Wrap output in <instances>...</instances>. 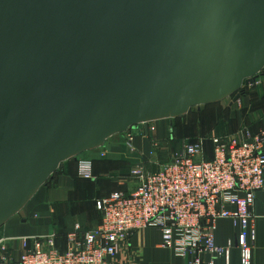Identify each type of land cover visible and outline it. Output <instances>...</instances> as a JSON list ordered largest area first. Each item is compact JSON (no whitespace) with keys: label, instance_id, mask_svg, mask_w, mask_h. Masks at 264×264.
<instances>
[{"label":"water","instance_id":"obj_1","mask_svg":"<svg viewBox=\"0 0 264 264\" xmlns=\"http://www.w3.org/2000/svg\"><path fill=\"white\" fill-rule=\"evenodd\" d=\"M263 72L264 0H0V227L63 162Z\"/></svg>","mask_w":264,"mask_h":264},{"label":"built area","instance_id":"obj_2","mask_svg":"<svg viewBox=\"0 0 264 264\" xmlns=\"http://www.w3.org/2000/svg\"><path fill=\"white\" fill-rule=\"evenodd\" d=\"M149 130H154L150 123ZM126 132L131 147L132 129ZM244 134L243 138L213 137L209 157L203 142L197 141L183 144L154 171L134 166L130 175L137 184L132 192L114 191L95 200L100 222L94 229L83 230L74 224L65 235L64 250H59L54 233L2 238L0 264H112L121 245L147 227L161 232L162 247L177 257L190 258L186 264H204L203 254L210 256L205 264H214L217 257L228 260L233 243L216 244L214 233L220 218L239 225L236 243L241 264H252L248 239L255 238L251 206L256 192L264 190V123L259 132ZM157 147L154 142L153 149ZM78 175L94 178L90 160L79 161ZM11 240L20 244L15 260L8 247Z\"/></svg>","mask_w":264,"mask_h":264},{"label":"crops","instance_id":"obj_3","mask_svg":"<svg viewBox=\"0 0 264 264\" xmlns=\"http://www.w3.org/2000/svg\"><path fill=\"white\" fill-rule=\"evenodd\" d=\"M258 79V83L242 87L237 101L229 97L218 103L202 105L199 109L195 107L194 114L188 112L172 121H153L150 125H153L154 130H149L147 134L139 125L132 130L131 147L127 144V132L119 133L110 137L100 148L85 151L76 159L63 162L49 180L50 187L40 195L38 191L17 215L0 227V239L54 233L59 250H64L65 234L73 229L74 224L79 223L83 230L94 229L99 224L100 213L95 209V200L114 191L130 193L135 189L137 183L130 175L131 168L144 165L148 170H156L159 163L151 160L154 142L159 146L166 141L178 145L180 142L202 141L209 157L213 137L234 135L243 138L245 131L251 134L259 132L264 123V72ZM189 120L193 121L194 128L188 132L189 140L181 141L180 132L184 134ZM100 152H105V156L101 157ZM81 160L92 162L93 179L78 175V163ZM227 208L233 210L234 206ZM251 213V225L255 230L254 240L248 239L252 264H264V190L256 192ZM67 214L66 223L60 224L62 217ZM239 232L240 227L233 220H217L214 233L216 244L225 246L229 240L233 243L228 260L217 257L214 264H241L236 243ZM161 243L162 234L159 230L152 227L137 230L121 245L112 264H186L190 259L175 256L171 249L162 247ZM8 247L12 258L17 259L19 242L11 240ZM209 259V255H202L204 264Z\"/></svg>","mask_w":264,"mask_h":264},{"label":"rangeland","instance_id":"obj_4","mask_svg":"<svg viewBox=\"0 0 264 264\" xmlns=\"http://www.w3.org/2000/svg\"><path fill=\"white\" fill-rule=\"evenodd\" d=\"M195 107H193L191 110H189L188 112L191 114H194V109ZM188 114V113H187ZM179 118V117H178ZM173 120V119H172ZM186 120V119H185ZM187 127L189 129H187ZM185 132L184 134L182 132H180V136L179 138L181 139V141H187L189 140V138L187 137L189 130L191 131L194 128V123L193 121L189 120L187 123V126L185 125ZM132 133H134V131H132ZM183 134V135H182ZM173 135L174 137H176V132L173 131ZM187 143V142H186ZM173 141H166L165 143L159 145L157 148H155L153 156H152V161L156 162V163H161V162H165L166 160H168L172 154L176 151H178L183 145V142H180V145L176 144L177 146H175ZM48 187H50L49 182L46 185H43L38 191V195H40L41 192H43L44 190H46ZM37 191V192H38ZM84 207V204H83ZM68 220V214L64 215L62 217V220L59 222L60 224L64 225L66 223V221ZM64 227V226H63Z\"/></svg>","mask_w":264,"mask_h":264},{"label":"trees","instance_id":"obj_5","mask_svg":"<svg viewBox=\"0 0 264 264\" xmlns=\"http://www.w3.org/2000/svg\"><path fill=\"white\" fill-rule=\"evenodd\" d=\"M178 118V117H177ZM212 150V149H211ZM94 205H95V202H94ZM66 235V234H65Z\"/></svg>","mask_w":264,"mask_h":264}]
</instances>
